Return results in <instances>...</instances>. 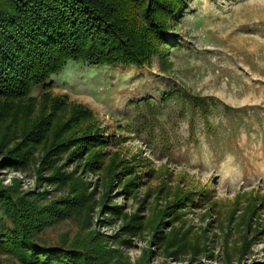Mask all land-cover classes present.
Returning <instances> with one entry per match:
<instances>
[{
  "label": "rangeland",
  "instance_id": "1",
  "mask_svg": "<svg viewBox=\"0 0 264 264\" xmlns=\"http://www.w3.org/2000/svg\"><path fill=\"white\" fill-rule=\"evenodd\" d=\"M182 11L149 65L71 62L0 97V191L37 209L43 247L86 264H264V0ZM26 252L0 241V264Z\"/></svg>",
  "mask_w": 264,
  "mask_h": 264
},
{
  "label": "trees",
  "instance_id": "2",
  "mask_svg": "<svg viewBox=\"0 0 264 264\" xmlns=\"http://www.w3.org/2000/svg\"><path fill=\"white\" fill-rule=\"evenodd\" d=\"M186 1L117 0L111 7L104 0H0V97L29 96L71 62L149 65L159 45L174 46L169 25ZM3 199L15 210L0 207V241L28 248L23 263L86 264L85 254L40 245L31 234L37 209L23 211L1 190Z\"/></svg>",
  "mask_w": 264,
  "mask_h": 264
}]
</instances>
